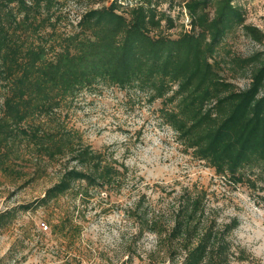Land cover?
Listing matches in <instances>:
<instances>
[{
	"label": "trees",
	"instance_id": "trees-1",
	"mask_svg": "<svg viewBox=\"0 0 264 264\" xmlns=\"http://www.w3.org/2000/svg\"><path fill=\"white\" fill-rule=\"evenodd\" d=\"M70 1L86 6L76 29L46 46L45 23L54 8ZM103 2L0 0V173L20 177L16 162L33 163L35 172L62 164L42 197L0 213V228L13 222L18 209L48 207L71 194L86 197L90 189L121 192L127 166L92 149L62 114L81 90L99 83L145 92L150 103L160 99L161 120L177 142L232 184L254 187L248 174L264 170V50L215 57L219 45L238 32L264 43V33L245 21L241 7L234 0H185L188 23L171 36L162 29L175 28V19L153 0L94 6ZM226 66L248 77L245 88L222 75ZM204 197V191L184 189L171 204L151 206L142 194L127 214L139 234L165 244L168 257L180 256L179 264L246 260L244 249L235 251L230 241L238 220L218 223L206 213ZM72 215L59 217L51 233L58 227L77 231Z\"/></svg>",
	"mask_w": 264,
	"mask_h": 264
},
{
	"label": "rangeland",
	"instance_id": "rangeland-1",
	"mask_svg": "<svg viewBox=\"0 0 264 264\" xmlns=\"http://www.w3.org/2000/svg\"><path fill=\"white\" fill-rule=\"evenodd\" d=\"M184 1L153 0L159 11L175 19V28L163 27L166 34L175 36L182 25L186 27ZM234 3L241 7L245 21L264 33V0ZM85 9V5L71 1L54 8V15L45 23L46 46L52 45L56 36L74 31ZM51 30L54 33L49 37ZM256 50H264V43L258 45L238 32L219 45L215 57L247 56ZM224 69L222 75L237 88L249 83L239 71ZM3 95L0 88V108ZM160 107V99L150 103L147 94L136 89L99 83L81 90L69 108L62 110L66 125L77 130L92 149L127 166L124 187L118 193L90 189L86 197L71 194L48 207L18 209L13 222L0 228V264H179L181 257H168L163 242L147 232L139 234L127 210L142 194L145 204L167 206L184 189L204 191L205 211L218 223L238 220L230 241L235 251L244 249L247 259L230 264H264V170L248 174L254 187L251 183L232 184L216 175L177 142L175 133L161 120ZM16 163L15 169L23 171L20 177L0 173V213L33 204L57 181L62 165L43 163L35 172L33 163ZM67 211L73 214L77 231H60L58 227L52 234L51 226L59 217L65 218Z\"/></svg>",
	"mask_w": 264,
	"mask_h": 264
}]
</instances>
